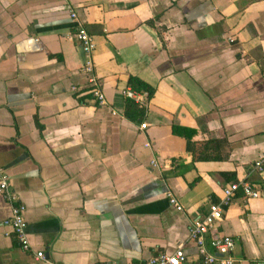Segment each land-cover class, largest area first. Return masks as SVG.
Instances as JSON below:
<instances>
[{
    "label": "crops",
    "instance_id": "crops-1",
    "mask_svg": "<svg viewBox=\"0 0 264 264\" xmlns=\"http://www.w3.org/2000/svg\"><path fill=\"white\" fill-rule=\"evenodd\" d=\"M129 76L153 89L136 119L124 114ZM207 138L224 142L223 158L193 162ZM263 154L264 0H0V162L32 245L2 225L0 196V264H145L177 246L196 260L190 223L231 182L264 192ZM218 235L235 239L233 264H264V196L238 189L207 243Z\"/></svg>",
    "mask_w": 264,
    "mask_h": 264
},
{
    "label": "built area",
    "instance_id": "built-area-1",
    "mask_svg": "<svg viewBox=\"0 0 264 264\" xmlns=\"http://www.w3.org/2000/svg\"><path fill=\"white\" fill-rule=\"evenodd\" d=\"M71 17L76 18V13L71 12ZM73 38L80 44L84 53V62L82 71L86 74L87 82L91 87V93L97 98L99 103L105 102V96L101 89L97 86V77L94 74L93 51L95 42L93 36L78 22ZM145 92H138L131 88L124 91V95L133 99L135 102L142 101V95ZM146 124L141 123L140 128H145ZM149 143H146L148 145ZM151 165L156 166L157 162L152 159ZM253 166L257 170L264 169V154L257 158ZM242 191L243 197L247 199H255L264 196V192L253 186L247 180L239 182H231L223 188V194L216 202L210 203L207 213L199 219L193 220L188 227L189 238L194 242L196 254L198 258L192 260L184 251L182 246H177L171 252H160L147 259L145 264H233L234 259L231 252L235 245V239L229 235H218L212 237L207 243L206 236L214 227L215 223L221 219L223 214V206L231 203L237 190ZM0 196L10 204V214L2 220V225L7 226L14 232L19 246L24 251L32 250V245L26 233V220L23 215L24 205L21 202L19 193L12 187L10 176L6 167L0 162ZM169 201L178 210H182V206L177 199L168 193ZM208 246L212 250L208 249ZM36 259H43L45 254L42 250L34 253ZM109 264H128L121 261L113 260Z\"/></svg>",
    "mask_w": 264,
    "mask_h": 264
},
{
    "label": "trees",
    "instance_id": "trees-1",
    "mask_svg": "<svg viewBox=\"0 0 264 264\" xmlns=\"http://www.w3.org/2000/svg\"><path fill=\"white\" fill-rule=\"evenodd\" d=\"M129 85L132 89L135 91H141L146 92L148 95H150L153 91L152 87L141 80L138 77L129 76L128 78ZM143 108L140 107L137 103L134 102L133 99L127 98L125 102V108H124V114L129 118H139L143 115ZM182 131H184V134L190 137V134L192 135L193 130L182 128ZM189 134V135H188ZM223 141L217 138H207L202 141H196L194 142V148L192 149L191 155H192V161H210V160H220L223 158V155H219L217 152L222 148ZM225 175H230V173L225 172L222 173ZM231 177V176H229ZM228 177V178H229Z\"/></svg>",
    "mask_w": 264,
    "mask_h": 264
}]
</instances>
